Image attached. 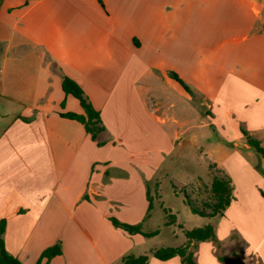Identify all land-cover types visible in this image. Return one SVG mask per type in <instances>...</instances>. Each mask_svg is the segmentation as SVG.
Returning <instances> with one entry per match:
<instances>
[{
  "label": "crops",
  "instance_id": "obj_1",
  "mask_svg": "<svg viewBox=\"0 0 264 264\" xmlns=\"http://www.w3.org/2000/svg\"><path fill=\"white\" fill-rule=\"evenodd\" d=\"M64 76L98 111L96 140L63 116L83 113ZM244 133L264 150V0H0V220L4 247L22 264L54 245L60 254L40 264H120L126 255L184 264L154 256L187 243L178 208L160 205L171 216L162 225L180 227L177 243L155 246L158 228L131 234L110 220L151 218L146 183L160 188L173 154L194 170L177 183L212 172L208 187L223 175L233 194L209 215L186 190L206 213L191 211L199 226L214 228L213 239L187 243L194 264H264V221L242 215L240 226L227 215L231 206L252 212V196L264 211V154Z\"/></svg>",
  "mask_w": 264,
  "mask_h": 264
},
{
  "label": "trees",
  "instance_id": "obj_2",
  "mask_svg": "<svg viewBox=\"0 0 264 264\" xmlns=\"http://www.w3.org/2000/svg\"><path fill=\"white\" fill-rule=\"evenodd\" d=\"M174 77L183 85V87L189 91V87L177 76ZM62 89L65 93H69L78 99L79 104L83 108V113H74L67 112L63 113V116L68 118H72L81 122L85 128V130L90 134L93 140H96L97 135L103 129V126L100 121L99 113L95 110L91 103L84 96L82 88L77 84L73 79L68 76H64L62 78ZM246 135L247 142L254 148V150L260 154H264L263 148L259 145L258 141L253 137ZM100 144L99 141H97ZM231 185L228 178L225 176H214L211 185L210 191L214 201L212 203H208V206L211 208V212L209 215L222 213V210L226 208L229 204L232 191ZM187 203L191 207V211L193 213H198L200 215H205L206 213L202 210H199L196 206H194L190 200L187 199ZM151 207L149 202L148 208ZM112 224L116 227L122 228L128 233H140L145 236H151L157 233V230L144 232L141 230L140 224H129L125 222H121L114 217H110ZM5 228L4 219L0 220V264H22L15 256L11 255L7 252L4 247L2 234ZM185 236L187 237V243L190 241H203L207 239L214 238V228L211 223H206L202 226L193 227L191 229L184 231ZM176 246V247H160L154 251V256L160 259H167L174 255H179L182 258V262L184 264H194L192 259V253L187 250L188 245ZM61 249L58 245L50 246L44 249L38 260L35 264H40L43 258L49 259L54 255L60 254ZM221 260L226 262H232V259L220 257ZM147 256L146 255H126L122 258L120 264H146Z\"/></svg>",
  "mask_w": 264,
  "mask_h": 264
},
{
  "label": "rangeland",
  "instance_id": "obj_3",
  "mask_svg": "<svg viewBox=\"0 0 264 264\" xmlns=\"http://www.w3.org/2000/svg\"><path fill=\"white\" fill-rule=\"evenodd\" d=\"M172 160L176 161V163L173 165L172 171H170L167 176L160 178L161 180L160 188H157V184H155L156 183L155 180H151L146 183L147 188L149 189L150 192L151 205L153 206V209L151 211L152 213L151 218H149L147 222L143 224L141 223L140 226L146 230H153V229L157 230V228L159 229L160 231L159 234L152 240L154 241L155 246L168 244L169 242L177 243L180 240L179 237L174 238L171 233L172 230H175L180 235L181 233L180 227H178L176 224H173L172 226L169 227L162 225L163 220L168 221L169 218H171V216L167 215V213H164L163 209L160 207L161 204H163L164 206L170 204L172 207L178 208L184 225L187 228H193L202 224L201 222H203V219L197 215L191 214L192 212L190 208L187 206V202H186L187 199L190 200L188 195L185 194L186 190L188 189L194 194L193 198L198 204L197 207H201L203 210L209 209L210 207L208 206V203H212L213 200L210 188L208 187L211 176L210 174L212 172H210L209 174L207 172L201 171L198 174V176H201L199 180V184H197L198 181L194 180V183L196 185L194 184H192V186H190L189 184L182 185L180 183H177V181L173 180L172 178L173 177L177 178L179 176V173L181 172L186 174H191L192 172H194L193 167L191 166L190 163V159L187 157L178 158L175 157L174 154L166 158L167 163ZM167 163L163 164V166L167 167L168 166V165L166 166ZM210 167H212V165L208 166V168ZM182 181L187 182L185 178L182 179ZM175 190H177L176 191L178 193L177 196L173 194V191ZM157 192L163 194L161 196V199H159L160 197H158ZM232 196L230 201L233 198ZM249 199L253 203L252 206H254L252 212H248V211L246 213L237 212L234 211L233 206H231V208L227 213L231 221L233 219L240 226L243 220L242 215H245L244 217L248 219L250 222L264 221V211L262 212L258 208H256V205L257 206L261 205L260 198L258 196H252L249 197ZM194 202L193 205H196ZM217 219L218 217L212 219L211 221ZM223 223L227 224L230 223V221L229 220L228 222L223 221ZM223 223L222 226L224 225ZM257 229L258 228H255L254 230ZM258 231H260V228L258 229Z\"/></svg>",
  "mask_w": 264,
  "mask_h": 264
}]
</instances>
